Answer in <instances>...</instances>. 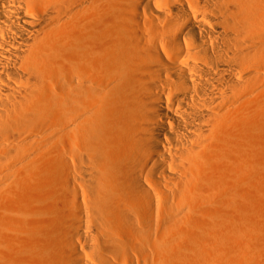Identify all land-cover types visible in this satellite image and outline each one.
<instances>
[{"label":"bare ground","instance_id":"1","mask_svg":"<svg viewBox=\"0 0 264 264\" xmlns=\"http://www.w3.org/2000/svg\"><path fill=\"white\" fill-rule=\"evenodd\" d=\"M254 137L264 0H0V264H264Z\"/></svg>","mask_w":264,"mask_h":264},{"label":"rangeland","instance_id":"2","mask_svg":"<svg viewBox=\"0 0 264 264\" xmlns=\"http://www.w3.org/2000/svg\"><path fill=\"white\" fill-rule=\"evenodd\" d=\"M255 138V144H257V143H260V139L258 138V139H256V137H254ZM257 140V141H256ZM253 143V142H252ZM253 143V145H255ZM261 143L262 144H264V141L262 140L261 141ZM250 144H251V142H250ZM252 144H251V146H252V148H251V146H250V149L253 151L254 150V152L257 150L259 153H257V152H255L256 154H254V152H253V154H251L252 153V151L250 150V152L248 151V157H250V159H251V157L253 158V160H257V158H258V156L260 155V152H261V155H264V152H262L263 151V149H261V147L263 146H261L260 144H257V145H255V147L253 146ZM258 147V148H257ZM258 149H261V151L260 150H258ZM252 155H250V154ZM259 154V155H258ZM256 155V156H255ZM254 157H255V159H254ZM257 157V158H256ZM261 157V156H260ZM259 157V159H258V161H260L261 159H263V161H264V156H262V158H260ZM255 160V161H256ZM262 161V160H261ZM254 162V161H253ZM252 162V163H253ZM251 169H253V168H251ZM243 172H246L245 170H243ZM249 172H250V170H249ZM249 172H246V174L247 173H249ZM247 184V183H246ZM243 193H244V191H243ZM241 197H243V195H242V193H241V195H240ZM7 200H9V201H7V202H11V200L10 199H7ZM174 243V242H173ZM171 246H173V247H177V245L174 243V244H172ZM235 258H236V256L235 257H233L232 255H230V254H224L223 256H222V258H221V260H220V257H219V263L218 262H215L216 264H237L236 262L237 261H235ZM214 261H217V257L215 258V260Z\"/></svg>","mask_w":264,"mask_h":264}]
</instances>
